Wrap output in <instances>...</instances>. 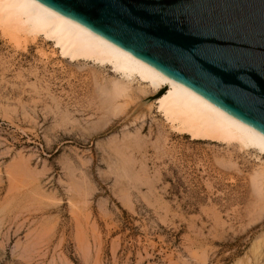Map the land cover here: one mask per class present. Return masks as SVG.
<instances>
[{
    "label": "rangeland",
    "instance_id": "1",
    "mask_svg": "<svg viewBox=\"0 0 264 264\" xmlns=\"http://www.w3.org/2000/svg\"><path fill=\"white\" fill-rule=\"evenodd\" d=\"M121 78L0 28V264H264V156Z\"/></svg>",
    "mask_w": 264,
    "mask_h": 264
},
{
    "label": "water",
    "instance_id": "2",
    "mask_svg": "<svg viewBox=\"0 0 264 264\" xmlns=\"http://www.w3.org/2000/svg\"><path fill=\"white\" fill-rule=\"evenodd\" d=\"M264 135V0H35Z\"/></svg>",
    "mask_w": 264,
    "mask_h": 264
},
{
    "label": "bare ground",
    "instance_id": "3",
    "mask_svg": "<svg viewBox=\"0 0 264 264\" xmlns=\"http://www.w3.org/2000/svg\"><path fill=\"white\" fill-rule=\"evenodd\" d=\"M0 28L12 34L25 33L52 41L63 58L107 65L123 79L141 81L154 92L165 89L155 102L158 110L178 133L190 136L193 140L236 144L242 150H252L264 156V135L177 81L35 0H0ZM123 91V88H119L116 93L121 94Z\"/></svg>",
    "mask_w": 264,
    "mask_h": 264
}]
</instances>
